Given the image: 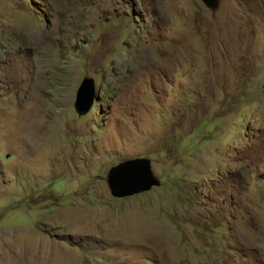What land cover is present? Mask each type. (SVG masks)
Wrapping results in <instances>:
<instances>
[{
    "label": "rangeland",
    "instance_id": "rangeland-1",
    "mask_svg": "<svg viewBox=\"0 0 264 264\" xmlns=\"http://www.w3.org/2000/svg\"><path fill=\"white\" fill-rule=\"evenodd\" d=\"M219 1L0 0V264H264V0Z\"/></svg>",
    "mask_w": 264,
    "mask_h": 264
},
{
    "label": "water",
    "instance_id": "water-1",
    "mask_svg": "<svg viewBox=\"0 0 264 264\" xmlns=\"http://www.w3.org/2000/svg\"><path fill=\"white\" fill-rule=\"evenodd\" d=\"M205 5L217 10L219 0H202ZM99 96L96 91L95 80L85 78L81 83L74 104L79 116L87 114L92 108L95 99ZM108 184L113 197L126 198L150 191L161 185L155 176L151 161L146 158L131 159L118 164L109 171Z\"/></svg>",
    "mask_w": 264,
    "mask_h": 264
}]
</instances>
